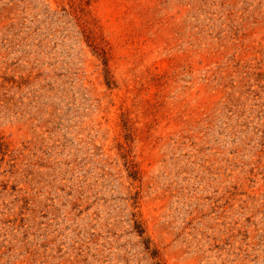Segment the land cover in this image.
I'll use <instances>...</instances> for the list:
<instances>
[{
  "label": "rangeland",
  "instance_id": "374dc122",
  "mask_svg": "<svg viewBox=\"0 0 264 264\" xmlns=\"http://www.w3.org/2000/svg\"><path fill=\"white\" fill-rule=\"evenodd\" d=\"M0 264H264V0H0Z\"/></svg>",
  "mask_w": 264,
  "mask_h": 264
}]
</instances>
